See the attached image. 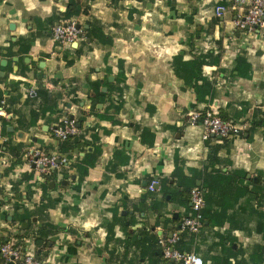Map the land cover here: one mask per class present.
I'll return each mask as SVG.
<instances>
[{
    "label": "crops",
    "instance_id": "obj_1",
    "mask_svg": "<svg viewBox=\"0 0 264 264\" xmlns=\"http://www.w3.org/2000/svg\"><path fill=\"white\" fill-rule=\"evenodd\" d=\"M68 1L0 0V92L13 100L7 106L5 131L0 127V242L15 241L12 236L23 235L26 228L49 223L56 232L41 246L30 238L24 243L26 250L47 264H117L108 259L107 251L114 250V260H120L128 247L124 239L130 241L128 258H135V264H178L163 259L157 243L159 236L176 230L170 213L186 215L188 211L182 204L176 165L184 177L194 176L192 169H218L221 176L243 171L247 189L234 201L235 208L228 209L236 217L233 222L215 223L211 232L236 239L235 248L260 242L255 209L264 212L260 195L264 192V31L237 29L234 21L242 8L231 0H76L83 12L73 18L84 27L88 19L100 21L110 43L98 45L85 38V44L58 47L51 28L62 20L59 13ZM218 5L224 11L215 16ZM19 37L29 39L26 50L20 51L15 44ZM178 54L182 61L206 55L202 75L211 84V92L204 93L202 102L173 72L172 60ZM109 71L113 76L109 82L119 73L124 75V82L118 83L123 99L117 111L97 103V111L106 110L105 116L91 113L83 123L90 133L94 125L98 138L93 147H87L93 166L83 180L76 178L73 167L52 176L45 187L44 178L27 163L26 151L33 147L58 151L52 127L66 115L75 116L80 108L88 110L91 81L104 82ZM15 82L18 89L12 87ZM32 85L60 93L55 112L43 113L42 96L28 97ZM111 98L120 101L115 91ZM206 106L222 119L246 126L237 136L202 140V126L191 123L188 112ZM90 133L84 140H91ZM116 153L122 154L117 157ZM75 159L71 157L72 162ZM150 179L168 184L167 189L177 193L169 196L173 204L167 213H152L154 219L146 227L136 220L140 215L133 209L140 204L143 210L153 209L150 194L158 188L148 190ZM220 193L230 203L236 197L226 183L220 185ZM254 194L258 201H248ZM115 210L128 221V234L117 225L114 240H108L104 224L111 222ZM27 215L29 219L23 220ZM88 215L95 216L94 227H75L78 217L83 220ZM164 215L170 219H162ZM211 232L202 237L204 246L213 240ZM134 236L139 239L133 245Z\"/></svg>",
    "mask_w": 264,
    "mask_h": 264
},
{
    "label": "trees",
    "instance_id": "obj_2",
    "mask_svg": "<svg viewBox=\"0 0 264 264\" xmlns=\"http://www.w3.org/2000/svg\"><path fill=\"white\" fill-rule=\"evenodd\" d=\"M80 12H83L77 3L76 0H69L65 9L59 13V17L62 20L73 18L74 16L78 15ZM49 24L52 25V19H49L47 21ZM87 27H85L86 31V38H89L92 41H95L98 45H105L110 43V37L104 32L103 25L100 21H98L95 18H91L87 20ZM29 39H25L22 37H19L15 44L19 46V50L21 49L26 50ZM85 44V42L83 41ZM23 45L24 48H20ZM189 45H191V42H189ZM206 55L199 54L194 55L191 59L182 61L181 55H176V57L172 60V70L176 74L177 77L181 78L186 86H189L191 90L196 95V99L198 102H202L204 93L209 94L211 92V84L207 82V80L202 75V66L205 64ZM110 75V71L106 73L104 76V82L101 83L98 79L91 81V91L93 92V95L89 99L91 100V106L88 110L84 109H78V112L75 116H73L81 131L77 135L70 136L64 141H58L59 143V150L64 153L68 158L71 159L72 156H76V159L72 162V166L74 167L75 171L74 174L76 175V178L78 180H83V178L87 175L88 169L92 167L93 160L89 158V153H87V147L88 146H94L95 141L98 140L97 136L94 134V125L91 127V130H93L90 133L89 128H83V123L86 120V117L88 114H97L99 117L103 118L105 115L103 114L107 109H113L114 111L119 110L121 106V99H123L122 88L118 83L124 82V75L123 74H117L115 76L114 81L108 80V76ZM198 80H202L201 84H198ZM107 87V91H102V86ZM15 89H18V83H14L12 85ZM116 92L117 97L120 99L118 103H115L112 98L111 94L113 92ZM37 95L42 96V101L44 103V107L42 108L43 113L48 112H55L56 110V101L60 97V93H53L48 92L45 90L43 86H39L37 90ZM6 98V97H5ZM4 96L0 92V100L5 99ZM107 98V99H106ZM6 105L9 107L11 103L13 102L12 99L6 100ZM208 102V101H206ZM97 103H106L107 106L105 107L106 110H102V112L97 111L96 104ZM7 107V109H8ZM208 108V106L204 107L203 109ZM44 115V114H42ZM67 116V115H66ZM65 117V116H64ZM7 123V119L4 118L2 121V130L1 132L5 131L4 124ZM88 132L91 134V140H84V137L88 134ZM151 142V141H150ZM149 146L152 145V143L148 144ZM77 150V153L75 152ZM95 152L98 151L94 149ZM79 152H84L83 156H79ZM99 152V151H98ZM122 154V153H121ZM117 154L116 156L119 157ZM115 157V155H114ZM176 173L178 171V177H180L179 186L183 188L182 190H179L181 195L184 197L182 200V204L186 206V203L189 202V193L190 190L194 187L200 188L204 199H205V206L201 211L203 222L202 226L199 229L198 233H193L187 230H182L179 235V240L175 244V248L181 250V251H191L192 248H194V252L198 254L202 260L203 264H206L207 261L210 262V264H220V260L225 262V264H231L230 258L234 259V264H264V212L259 211L258 209H255L256 213V221H255V231L257 234H260L261 241L257 243H253L247 248H243L241 244L238 245V247H234V243L236 239H233L228 234H220L217 231H212V228L214 227L215 223H219L220 225L228 220L229 222H233L234 218L236 217L235 212H228V209L235 208L234 201L238 199L239 196H243L245 194V191L247 187L243 185V181L245 179V173L240 170H234L230 172L226 176L219 175L218 169H212L211 171L204 170L202 172L196 171L192 169V172L194 173V176L191 177H184L182 175V170L180 171L179 166L176 165ZM197 172V173H196ZM196 173V174H195ZM202 173V174H201ZM51 177H45L44 178V186H48ZM203 180L202 184H197V180L201 179ZM151 180V179H150ZM149 180V182H150ZM229 184L234 190H235V196L232 203H230L229 199L222 198V194L220 193V185L222 184ZM206 190H205V189ZM166 185H159L158 191H162L163 194L168 193ZM155 191V189L153 190ZM176 194L177 192H173ZM261 196H264V192L260 194ZM256 194L248 196L249 200H257ZM258 201V200H257ZM220 208L217 210V208ZM19 206H15V210L17 212ZM215 208V209H214ZM187 214L185 216H192L193 211L189 207L187 209ZM35 212L32 214L34 215ZM184 216V217H185ZM24 219H29V216L27 215ZM126 218L122 216L119 211L115 210L112 214V220L111 222H108L107 224H104L108 235L107 239L114 240V227L117 225L122 228L125 235L128 234V226H125L124 221ZM205 221L208 223L205 224ZM131 222V221H130ZM56 232V228L49 224L44 223L40 226H38L36 229H28L26 228L24 230L23 235H13L15 241L14 245L18 248H23L24 243L26 239H32L34 244H37V242L40 241H47V238L49 235L54 234ZM211 232L213 240L207 245L202 244V237H207L208 233ZM10 239V238H9ZM4 241V240H3ZM2 241V242H3ZM156 241V240H155ZM124 244L128 245L127 249L130 246V241L127 239H124ZM201 247H205L202 249ZM124 251L123 256L121 259L114 260L113 252L114 250L107 251L108 253V259L117 264H135L137 261L135 258H128V250ZM202 250V252H201ZM100 252V251H99ZM163 258V256H162ZM164 259V258H163ZM167 260V259H165ZM170 261V260H167ZM0 262H3L2 257L0 256Z\"/></svg>",
    "mask_w": 264,
    "mask_h": 264
},
{
    "label": "built area",
    "instance_id": "obj_3",
    "mask_svg": "<svg viewBox=\"0 0 264 264\" xmlns=\"http://www.w3.org/2000/svg\"><path fill=\"white\" fill-rule=\"evenodd\" d=\"M234 6L242 8V13L234 21V26L242 31H264V0H231ZM224 11L223 5L215 7L214 15L220 16ZM53 41L61 46H70L72 43L83 41L86 38L84 24L77 18H70L58 21L51 28ZM28 97L37 96L35 85L27 89ZM9 116L5 99L0 100V127L4 118ZM191 123H199L202 126V140H207L211 136L218 138H229L237 136L246 125L236 124L222 119L214 108L194 109L188 112ZM89 125V124H88ZM81 131L76 119L65 116L61 118L51 129L52 137L57 141H64L70 136L77 135ZM25 159L42 178L58 175L62 171L73 169L72 161L60 150L50 153L40 148H30L25 153ZM157 180L148 183V190L153 191L157 185ZM190 208L192 216H185L181 220V229L174 230L169 235L159 236L157 243L160 247L164 259L174 261L178 264H203L202 258L194 251H181L175 248L182 230L193 233L199 231L203 218L201 211L205 205V199L200 188L194 187L189 193ZM0 256L2 264H47L23 248L14 245V241L5 240L0 242Z\"/></svg>",
    "mask_w": 264,
    "mask_h": 264
},
{
    "label": "rangeland",
    "instance_id": "obj_4",
    "mask_svg": "<svg viewBox=\"0 0 264 264\" xmlns=\"http://www.w3.org/2000/svg\"><path fill=\"white\" fill-rule=\"evenodd\" d=\"M166 185L169 187L168 184H166ZM167 191H170V192L163 194L162 191H160V192L156 191V192H153L150 194V202H152L153 209L152 208L151 209L145 208V210H143V208H141V206H140L141 204L136 206L133 209V210H135L134 214L140 215L139 217L136 216V217H138V218H136V220L140 221L141 224L148 227L147 224L152 223V221H153L152 219H154L152 217V213H154V214H165V213H167V210L169 209V207H171V204H173V199L172 198H171L172 200L169 199V196L172 195L174 192L172 189H169ZM144 212H145V215L142 216V213L144 214ZM133 216H135V215H133ZM165 217H167L168 220L170 219L169 215H166V216L164 215L162 217V219H164ZM82 218H83V220L78 217V219H80V220L77 221L76 223H79V226H75V227H79V228H84V227L92 228V227H94V226H91V222H93V218H95V216L91 217L88 215L87 217L82 216ZM136 220H135V218H134V220L130 219L131 223H134ZM163 226H164V230L168 231L167 225L164 224ZM136 239H139V236L132 237L131 242L133 245L136 244Z\"/></svg>",
    "mask_w": 264,
    "mask_h": 264
},
{
    "label": "water",
    "instance_id": "obj_5",
    "mask_svg": "<svg viewBox=\"0 0 264 264\" xmlns=\"http://www.w3.org/2000/svg\"><path fill=\"white\" fill-rule=\"evenodd\" d=\"M108 79H109V80H112V79H113V76H109ZM101 82H103V80H101ZM106 90H107V89H106V86H103V87H102V91L105 92ZM69 117H70V118H73V115H70ZM75 152H76V151H75ZM74 177H75V176L72 175L71 178L74 179ZM62 184H63V185H66V184H67V181H66V180L62 181ZM50 185L52 186V185H54V183H50ZM158 187H159V185H158V183H157V188H158ZM168 196H169V195H168ZM122 214H123V215H126L127 212H126L125 210H123V211H122ZM177 214H178V213H177L176 211L173 212V217H174L173 219H176ZM125 225H128V221L125 222ZM23 226H24V225H23ZM175 228H176V230H180V229H181V222L178 223V224L175 226ZM168 235L170 236V233H169ZM37 243H38V245H40V246L42 245V241H40V240H39ZM50 246H51V243H48V247H50ZM9 264H12V263H9Z\"/></svg>",
    "mask_w": 264,
    "mask_h": 264
},
{
    "label": "flooded vegetation",
    "instance_id": "obj_6",
    "mask_svg": "<svg viewBox=\"0 0 264 264\" xmlns=\"http://www.w3.org/2000/svg\"><path fill=\"white\" fill-rule=\"evenodd\" d=\"M190 207V202H187L186 203V208H189ZM172 214L173 213H170V217L172 216ZM184 213H178L177 214V216H176V219H174V220H172V219H170V223H171V225H174L175 223H180V221H181V219H183L184 218ZM172 220V221H171Z\"/></svg>",
    "mask_w": 264,
    "mask_h": 264
}]
</instances>
